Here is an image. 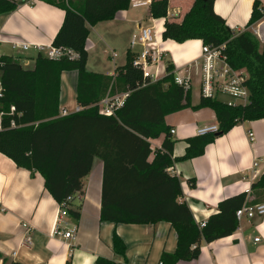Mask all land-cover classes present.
<instances>
[{
	"label": "trees",
	"instance_id": "1",
	"mask_svg": "<svg viewBox=\"0 0 264 264\" xmlns=\"http://www.w3.org/2000/svg\"><path fill=\"white\" fill-rule=\"evenodd\" d=\"M31 0H0V15L13 12ZM62 10L65 18L54 37L52 47L72 50L78 57L52 60L39 53L29 68L11 56L0 57L4 87L0 98L2 130L0 153L19 169L39 174L45 190L62 205L70 196L82 193L85 179L94 163H103L100 222L115 225H153L170 223L177 234L175 253H163L161 264H179L197 260L202 243L227 238L238 227L237 210L246 200L240 194L223 200L219 213L204 227L194 220L183 195L179 178L171 176L175 141L166 118L184 110L212 109L218 130L187 140L181 160L205 154L208 145L227 134L238 123L264 120V45L252 32L236 34L225 19L214 12L216 0H194L180 17L168 16L170 0H151L150 14L164 20V41L183 44L199 40L205 46L221 49L226 62L235 70H244L250 102L229 107L223 100L201 96L192 105L191 90L175 83V67L166 63V76L153 81L142 69L134 67L137 53L127 52L126 64L115 75H103L87 69V42L90 28L113 21L130 9V0H42ZM264 18L260 0H255L247 28ZM77 72L76 102L81 111L61 115V76ZM125 96L112 115L101 113V104L111 97ZM116 99H113L115 102ZM15 112L11 113V108ZM14 123V126H12ZM165 136L160 149H152L150 140ZM153 160L150 161V157ZM179 160V159H177ZM191 187L195 186L192 181ZM264 193V174L252 184V192ZM252 204V203H251ZM258 204V203H256ZM68 212L75 218L79 210ZM114 253L125 256L126 245L115 232ZM0 264L9 262L0 255ZM96 264H116L99 257Z\"/></svg>",
	"mask_w": 264,
	"mask_h": 264
},
{
	"label": "crops",
	"instance_id": "2",
	"mask_svg": "<svg viewBox=\"0 0 264 264\" xmlns=\"http://www.w3.org/2000/svg\"><path fill=\"white\" fill-rule=\"evenodd\" d=\"M21 2L22 0H16ZM264 13V0H260ZM194 0H170L169 17H182ZM255 0H216L214 12L225 19L236 34L248 30L264 45V18L247 28ZM65 13L42 0H31L18 5L13 12L0 15V45L13 43L31 45L29 51L19 56L25 65L28 59L39 54L34 47H51L54 37L62 27ZM153 28L157 45L166 51L167 60L175 68L191 65L192 105L200 103L199 65L202 42L187 41L178 44L164 41V20L154 19L150 7L130 8L120 12L115 20L90 28L87 42V69L103 75H115L118 67L126 64L129 50L139 53L137 46L131 49V40L139 30ZM34 50L36 54L30 55ZM5 54H1L3 56ZM18 61V60H17ZM20 62V61H19ZM24 64V63H23ZM165 65L152 66L157 80L166 76ZM77 72H64L61 76V108L74 113L76 102ZM111 97L110 99H119ZM101 108L103 105L101 104ZM166 124L174 130L175 141L171 176L179 178L183 195L181 202L190 207L197 224L219 213V204L232 196L243 194L246 186L257 182L264 174V120L238 123L227 134L207 146L205 154L192 160H181L188 146L187 140L199 136L205 127L218 126L212 109L184 110L166 118ZM254 135L250 140L249 133ZM165 136L150 140L152 149L162 147ZM179 159V160H177ZM153 156L150 157V161ZM254 173L256 177L254 178ZM103 163L96 160L93 171L85 179L81 201L73 208L79 217L65 218L63 227L77 228L71 246L51 234L58 203L45 190L41 175H32L0 153V255L9 262L19 264H96L99 257L116 264H161L163 253L173 254L177 248V234L170 223L153 225H125L100 222ZM195 186L191 187L190 182ZM246 198L252 204L264 203V193L254 191ZM29 224L26 232L23 224ZM117 233L126 245L125 256L114 253L113 235ZM260 238V242H255ZM179 264H264V217L238 222L235 233L210 244L202 243L201 255L191 262Z\"/></svg>",
	"mask_w": 264,
	"mask_h": 264
},
{
	"label": "built area",
	"instance_id": "3",
	"mask_svg": "<svg viewBox=\"0 0 264 264\" xmlns=\"http://www.w3.org/2000/svg\"><path fill=\"white\" fill-rule=\"evenodd\" d=\"M13 1V0H5ZM151 0H130V8L136 9L145 6H150ZM131 49H135L137 46H141V51L137 54L136 59L133 62V66L142 69L146 76L151 77L155 82L157 80V72L155 74L150 73V68L152 66L159 67L164 64L166 67L167 58L166 51L161 49L157 45L156 33L153 28H144L139 30V34L135 36L130 43ZM12 48L14 50H22L24 52L29 51L31 45L27 43H13ZM39 53L44 54L47 58L56 60L62 57H68L69 59H76L78 56L70 49L67 48H57V47H34ZM201 59L199 60V75H200V95L204 98H218L223 100L229 107H235L237 105H246L250 102V92L246 85L247 75L244 70H235L222 56L221 49L212 48L210 46H205L202 44L201 47ZM1 66V64H0ZM166 69V68H165ZM175 83L185 91L192 89L193 76L191 72V65H186L182 68H175L174 71ZM4 87L2 80V71L0 69V98L3 97ZM125 96L116 99L107 98L102 102L103 108L101 113L106 115H112L116 107H120L123 104ZM81 111V108H77L76 112ZM15 112V108H11V113ZM71 112L66 108H61V115L66 116ZM14 126V123H12ZM2 130V114H0V131ZM218 130V126H209L201 129L199 135L203 136L208 133H215ZM175 133L171 130V134ZM250 140H253L254 135L252 132L249 133ZM254 178L256 173H254ZM243 193L248 197L252 193L251 186H246L243 189ZM81 193L74 196H70L66 202L59 205L56 217L54 220V225L51 234L55 237H59L61 240L71 246V242L74 241L77 235V228H66L62 224L66 217L69 216L68 207L73 205L77 201H81ZM256 217H264V203L251 204L246 198L243 205L236 212V219L240 222L242 219H254ZM205 222L199 224L200 227L205 226ZM23 228L26 232L31 231V226L29 224H23ZM260 238H256L255 242H260Z\"/></svg>",
	"mask_w": 264,
	"mask_h": 264
},
{
	"label": "rangeland",
	"instance_id": "4",
	"mask_svg": "<svg viewBox=\"0 0 264 264\" xmlns=\"http://www.w3.org/2000/svg\"><path fill=\"white\" fill-rule=\"evenodd\" d=\"M21 51L22 50H14L12 48V45H10V46H1L0 45V55L1 54H5L3 56H13V57L14 56H19L21 54ZM35 54H36V52L34 50L30 51V55L33 56V58H34ZM17 60L20 61L21 64L24 63V65H25V61L26 60H22L21 58H17ZM28 60H30V63L25 65V66H27L29 68H33L34 64H35L34 59H28Z\"/></svg>",
	"mask_w": 264,
	"mask_h": 264
}]
</instances>
